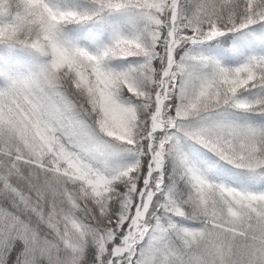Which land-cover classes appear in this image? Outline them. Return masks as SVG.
<instances>
[{"label": "snow or ice", "instance_id": "snow-or-ice-1", "mask_svg": "<svg viewBox=\"0 0 264 264\" xmlns=\"http://www.w3.org/2000/svg\"><path fill=\"white\" fill-rule=\"evenodd\" d=\"M0 264H264V0H0Z\"/></svg>", "mask_w": 264, "mask_h": 264}]
</instances>
